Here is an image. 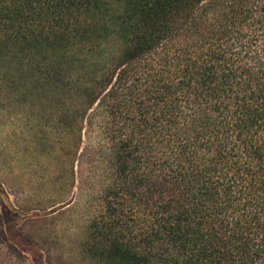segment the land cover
Here are the masks:
<instances>
[{"label": "trees", "instance_id": "16d2710c", "mask_svg": "<svg viewBox=\"0 0 264 264\" xmlns=\"http://www.w3.org/2000/svg\"><path fill=\"white\" fill-rule=\"evenodd\" d=\"M3 93L70 130L91 264H264V0H0Z\"/></svg>", "mask_w": 264, "mask_h": 264}, {"label": "rangeland", "instance_id": "374dc122", "mask_svg": "<svg viewBox=\"0 0 264 264\" xmlns=\"http://www.w3.org/2000/svg\"><path fill=\"white\" fill-rule=\"evenodd\" d=\"M43 117L31 120L0 96V183L9 202L0 204V264H91L78 249L88 208L72 188V134Z\"/></svg>", "mask_w": 264, "mask_h": 264}]
</instances>
